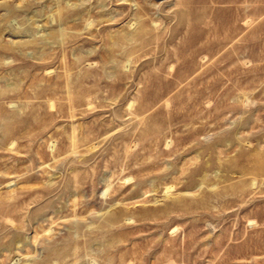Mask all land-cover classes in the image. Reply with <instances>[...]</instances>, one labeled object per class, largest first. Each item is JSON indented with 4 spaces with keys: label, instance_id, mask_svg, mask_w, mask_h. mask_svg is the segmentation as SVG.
<instances>
[{
    "label": "rangeland",
    "instance_id": "1",
    "mask_svg": "<svg viewBox=\"0 0 264 264\" xmlns=\"http://www.w3.org/2000/svg\"><path fill=\"white\" fill-rule=\"evenodd\" d=\"M0 264H264V0H0Z\"/></svg>",
    "mask_w": 264,
    "mask_h": 264
}]
</instances>
